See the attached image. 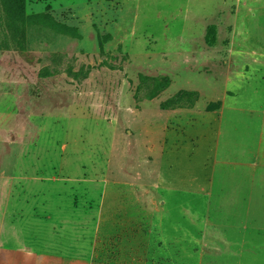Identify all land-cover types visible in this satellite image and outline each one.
<instances>
[{"label":"rangeland","instance_id":"rangeland-1","mask_svg":"<svg viewBox=\"0 0 264 264\" xmlns=\"http://www.w3.org/2000/svg\"><path fill=\"white\" fill-rule=\"evenodd\" d=\"M227 187L264 190V0H0L4 244L201 264Z\"/></svg>","mask_w":264,"mask_h":264},{"label":"crops","instance_id":"crops-1","mask_svg":"<svg viewBox=\"0 0 264 264\" xmlns=\"http://www.w3.org/2000/svg\"><path fill=\"white\" fill-rule=\"evenodd\" d=\"M258 188L227 187L228 195L221 203L213 207L221 211L216 218L206 217L203 220L188 219L189 225L202 224L204 252L201 264H264V244H257L258 238L264 240V220L256 218L249 195ZM259 190V189H258ZM259 191H264L260 189ZM216 206V207H215ZM177 220L171 219L175 226ZM1 224V221H0ZM177 227V225H176ZM177 228L172 232H177ZM214 239L222 241L226 253L206 251V243L214 249ZM0 264H82L67 260L51 259L27 246H8L0 239Z\"/></svg>","mask_w":264,"mask_h":264}]
</instances>
